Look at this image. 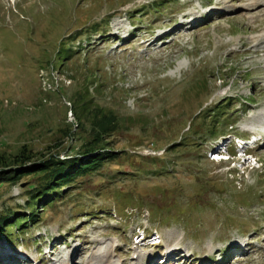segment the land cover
<instances>
[{"label": "rangeland", "instance_id": "1", "mask_svg": "<svg viewBox=\"0 0 264 264\" xmlns=\"http://www.w3.org/2000/svg\"><path fill=\"white\" fill-rule=\"evenodd\" d=\"M248 1L0 0V150L78 154L91 138V116L81 128L74 111L85 87L89 111L119 120L111 158L37 223L13 224L0 264H67L74 247V264H159L176 243L192 256L166 264H264V145L245 174L208 156L264 124V0ZM35 182L0 184V213L27 214ZM142 230L158 245L135 244Z\"/></svg>", "mask_w": 264, "mask_h": 264}, {"label": "trees", "instance_id": "2", "mask_svg": "<svg viewBox=\"0 0 264 264\" xmlns=\"http://www.w3.org/2000/svg\"><path fill=\"white\" fill-rule=\"evenodd\" d=\"M85 93V101H74V111L81 128L85 127L83 121H87L91 116V138L82 144L78 154L61 158L55 152L47 155L42 153L38 158L25 144L16 153L0 150V184L15 183L21 176L28 174L36 175L37 178V182L31 183L28 187L27 205L31 209L27 214L25 210H8L6 213H0V238L12 241L10 227L13 224L24 231L28 223H37L38 211L58 201L65 192L63 187L70 185L76 176L95 169L103 159L111 158L113 152L107 147L109 143L107 138L119 127V120L111 111L104 113L98 106L94 108L95 110L89 111L85 104L89 97L86 87ZM66 126L68 131H65V134L73 136L70 126L68 124Z\"/></svg>", "mask_w": 264, "mask_h": 264}, {"label": "bare ground", "instance_id": "3", "mask_svg": "<svg viewBox=\"0 0 264 264\" xmlns=\"http://www.w3.org/2000/svg\"><path fill=\"white\" fill-rule=\"evenodd\" d=\"M259 3H258V1L257 0H250V1H248L247 3H246V5L245 6H247L248 7V10L249 11H251V10H255L256 8L258 9L259 8ZM186 18H189L190 16H189V14H185L184 15ZM255 18V17H254ZM194 20L195 19H192V21H188L189 23H194ZM178 26H183V22H181ZM180 27H178V28H180ZM178 28H176V29H178ZM190 28V27H189ZM174 31H175V29H174ZM173 33V31H170V33ZM258 39L259 40H257V47H259L260 45H262L263 44V38L262 37H258ZM153 43V41H151L149 44H152ZM155 43V42H154ZM257 47H256V50H258L257 49ZM256 129V128H255ZM256 132V131H255ZM258 132V131H257ZM263 131H259L258 133H262ZM263 139V143H264V138H262ZM213 146H217V144H215V145H213ZM167 249H166V252L164 253V257H162V258H158V262H159V264H166L168 261H170V260H172V259H178V257H180V259H183L185 256H186V260H187V258H191V256H192V254L189 252V250H188V248H181L180 246H179V244H177L176 243V245H174V246H172V247H170L169 245L166 247ZM78 251H80L79 250V248H77V247H74L73 249H72V251L70 252V255H69V262L67 263V264H74V262H73V260H74V258H75V256H76V254H77V252ZM186 251V252H185ZM52 252V251H51ZM183 253H185V254H183ZM52 254H54V253H52ZM214 254V253H213ZM210 255V254H209ZM209 255H207L206 256V258H208V256ZM210 257V256H209ZM91 258V257H90ZM133 258H135L136 260H138L139 258H141V255L139 254V253H135L134 254V257ZM91 260V259H90ZM175 261H178V260H175ZM208 262L209 263H212V264H214L212 261H209L208 260ZM84 264H89V260H86L85 262H84ZM199 264H201V263H199Z\"/></svg>", "mask_w": 264, "mask_h": 264}]
</instances>
